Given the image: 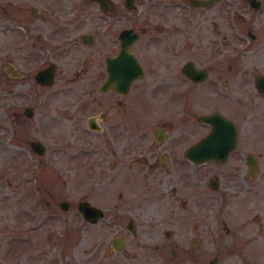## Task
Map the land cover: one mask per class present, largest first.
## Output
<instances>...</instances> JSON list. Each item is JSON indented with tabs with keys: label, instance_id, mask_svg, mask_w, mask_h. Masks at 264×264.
<instances>
[{
	"label": "flooded vegetation",
	"instance_id": "af4514ba",
	"mask_svg": "<svg viewBox=\"0 0 264 264\" xmlns=\"http://www.w3.org/2000/svg\"><path fill=\"white\" fill-rule=\"evenodd\" d=\"M240 1L247 7L249 13L259 11L262 5L261 0H258L259 7L253 9L244 1ZM108 2L112 6L110 10L99 7L93 2L104 13L103 17H98L100 21H97L101 24L99 27L107 21L104 29H107L105 27L110 24V21L118 20L117 16H121V13L110 16L116 8L112 0ZM129 2L131 7L127 8L122 0V6L126 9L124 10L126 12L138 11L134 1ZM187 2L191 7H196L189 0ZM219 2L220 0H214L209 5L197 7L210 9ZM20 5L6 9L3 4H0L2 18L0 23H6L5 26L0 25V28L4 30L3 36H0L2 38L0 39V47H2L0 59L3 60L0 62V122L1 118L3 122L8 120L13 129V140L28 145V141L38 140L26 136L25 126L34 116L42 89L53 85L54 80L60 74L56 57L62 48L58 46V32L62 33L59 30L60 25L54 24V22L57 23V19L52 24H48V28L45 29L42 25L29 23L22 14ZM40 16L48 19V16ZM238 18L245 22L249 21V18L244 15ZM135 21H139V17H136ZM171 28L175 26L164 24L162 27L153 26L151 29L147 23H143L140 27L119 28L114 33L113 39H109V43L114 42L115 45V50L111 54L100 53L102 45L101 40H98L97 31L82 32L78 34L77 40L85 48L84 54L78 58L69 57L72 62L69 74L61 78L62 84L58 90L60 94L78 90L79 94L99 93L104 96L122 97L126 96L137 84V90L148 96L150 100H147V108L142 107V109L139 104H125L119 100L114 103H103L95 110L96 113L85 118L87 129L103 134L100 141L107 150L100 151L99 147L97 151L89 150L82 161L85 162L93 178H96L98 173L100 178L108 179L105 185L97 189L92 183L93 190L106 191L102 197H98L100 200L101 198L111 199L113 195L119 197L115 210L107 213V222L123 225L121 230L117 228L113 231L115 233L107 241L104 253L125 252L128 237H135L136 240L138 237H148L150 236L148 232H151L149 228H152V232L159 236V232L155 231L156 228L147 227L148 224H168L174 217V209L175 212L178 210L182 222L189 223L186 213L202 210L203 204L198 200L202 199L203 193L197 192L203 187L208 191L205 195L208 199L206 203L211 207L210 219L213 223V227L210 228L213 254L207 264H226L225 255L231 254L232 257L239 255L238 252L235 255L232 254L234 242L240 243L243 239L247 240L249 245H243L241 254H245L244 251L246 253L250 251L251 254L258 251L259 254H264V241L256 238L258 231L264 234V226L259 225L256 232L251 231L243 237L245 230L252 229L245 223L247 218L244 217L247 209L253 206L251 205L253 201L251 202L249 196L255 194L259 198L261 189H263L260 183L264 185V180L258 177L261 168H259L258 156L253 151L254 147H259L264 143V41L257 40V34L252 32L251 27L248 26L245 34H238L237 31L230 29L228 40L223 42V49L218 41L213 39L214 36H211L212 41H207L206 45L194 46L196 55L186 57L182 61L174 55H144L148 52L145 48L154 45L159 47L163 41L175 44L177 40H182L183 50H187L188 46L183 41V28L178 32ZM124 30H130L128 34L134 35L128 51L136 60L141 73L131 80L124 92H121L116 88L114 81H108L107 59L122 60L116 55L120 50L123 38L121 33ZM63 47L64 55L70 52L69 47L74 49L73 45ZM224 49L226 55L223 53ZM205 51L206 55H200ZM77 60L79 63L74 64ZM113 65L112 63L111 66ZM49 66L52 68V80L49 85H44L36 79V76ZM183 69L186 72H183ZM91 70L94 74L93 79L86 75ZM182 95L185 96L182 101L183 105L178 101ZM198 95L205 96L204 99L199 98L200 103L212 104L213 107L198 115L189 113L191 118H188L191 122L186 125H192L193 128L182 126V134L187 135L195 131L194 134L185 135V138L182 137L183 135L178 139L173 137V141L166 142L169 138L166 127L171 126V117L175 119L179 117L170 114L171 107L175 108L176 105H171L168 97H177V102L184 107L185 111V108H188L187 103L191 105L194 97ZM76 108L77 106L71 108L73 118L82 116L80 110ZM221 109H228L229 114L226 115ZM212 113L220 114L232 125L235 133L234 144L224 160L212 158L200 163L193 162L186 156V150L210 131V126L205 122H199L197 117ZM179 119L183 123L182 114ZM148 122L152 124L150 142L146 141L144 135L131 134L134 127L147 125ZM244 127L251 129L244 130ZM28 147L37 154L29 145ZM43 152L37 155H42ZM127 175L135 180L133 184H129L127 178L126 180L118 178L127 177ZM256 179L259 181L257 184L254 182ZM168 180L171 181L168 183ZM151 181H154L155 185H152ZM41 183L42 181L39 186L43 189ZM129 185L135 186L130 194L125 190ZM139 185L140 189H137ZM188 186L192 188L191 196L197 200V204L192 205L191 210L187 209L188 200L186 201L182 194L186 192L185 187ZM38 187L37 189L40 190ZM46 193L49 197L46 201L53 202L55 195L52 189L46 188ZM61 201L66 200H60L57 203L58 206ZM261 201L264 202L262 199ZM80 202H86L100 210L101 215L94 223L83 218L78 210ZM66 203L68 208V202ZM75 207L84 224L93 225L106 219L105 208L96 202L78 200ZM252 219L258 220V214L254 213ZM137 226L138 229L139 227L144 228L147 236L139 232ZM162 233V238H172L173 233L169 229ZM180 238L182 239V234ZM145 244L150 249L158 248L157 244ZM179 254L182 255V248H179L178 243V249H170L169 255L175 259Z\"/></svg>",
	"mask_w": 264,
	"mask_h": 264
},
{
	"label": "rangeland",
	"instance_id": "374dc122",
	"mask_svg": "<svg viewBox=\"0 0 264 264\" xmlns=\"http://www.w3.org/2000/svg\"><path fill=\"white\" fill-rule=\"evenodd\" d=\"M133 1L138 11L129 10L126 12L122 6V0H112L116 10L113 14L110 13V16H114V14L116 16L119 13L121 16H117L118 20L110 21V24L105 27L107 29H104L107 21L105 24L101 22L102 27H99L101 24L97 23L100 21L98 17H103L104 13L91 0H0V4H3L6 9L21 4L22 14L27 21L33 25H42L44 29L57 19V23L54 22V24L60 25L59 30L62 33L58 32V46L62 48L56 57L60 74L54 80L53 85L42 89L38 107L32 119L27 122L24 131L27 137L40 141L44 147L43 154L37 155L29 149L28 145L14 141L10 122L6 119H4L6 122H3V118H1L0 264H106L107 262H111L110 264H207L208 259L212 256L213 246L210 230L213 227L210 219L212 214L211 207L206 203L208 199L205 195L208 194V191L203 187L197 192L203 193L202 199L198 200L203 204L202 210H194L193 213L187 212L186 217L189 223L182 222L178 210L175 212L174 209V217L170 222L166 221L169 222L166 223L167 225L164 223L161 225L148 224L147 227L156 228L155 231L159 232L160 237L152 232V228H149L151 232H148L150 233L148 237H138V240L135 237H128L125 252L104 253L107 241L115 233L113 231L117 228L121 230L123 225L107 222V213L115 210L119 197L113 195L111 199L103 200L104 198H101L102 200H100L98 197H102L106 191L93 190L92 183L96 185L97 189L105 185L108 179L100 178L98 173L96 178H93L85 166V162L82 161L89 150L97 151L98 147L100 151L107 150L100 141L103 134L87 129L85 118L96 113L95 110L100 104L114 103L116 100L125 104H139L140 109L147 108L149 97L137 90V84L126 96L122 97L104 96L99 93L79 94L78 90L60 94L58 90L62 84L61 78L69 74L70 64H72L69 57L78 58L84 54L85 48L77 40L78 34L82 32L97 31L98 40H101L103 46L100 47V53L111 54L115 50V45L114 42L109 43V39H113L114 33L119 28L140 27L143 23H147L151 29L153 26L162 27L164 24L174 25L175 28H171V30L176 29L178 32L183 28L184 44L188 47L191 45L192 48L187 47V50H183L182 40H177L175 44L163 41L159 47L154 45L145 48L148 52L144 55H174L182 61L186 57L196 55L194 46L206 45L207 41H212L211 36H214L213 39H216L223 49V42L228 40L230 29L237 31L238 34H245L246 28L250 26L251 31L257 34V40L264 41V0H261L262 5L259 11L250 13L240 0H220L210 9L191 7L187 0ZM40 15L48 16V19L41 18ZM57 15H59L58 18ZM242 15L248 17L249 21L245 22L238 18ZM136 17H139V21H135ZM210 22L211 24H209ZM0 25L5 26L6 23H0ZM3 34L4 30L0 28V36ZM0 39L2 38L0 37ZM66 45L68 47L73 45L74 49L69 47L70 52L64 55L62 50ZM1 48L0 50H2ZM225 52L224 49L223 53L226 55ZM206 54L205 51L200 55ZM78 60L74 61V64L79 63ZM2 61L0 59V62ZM86 75L93 79V70ZM72 87L76 88L73 85ZM168 98L171 105H176L175 108L171 107L170 114L177 117L182 114L183 123L179 117L176 119L171 117V126L166 127L169 137L166 142L173 141V137L178 139L182 135L185 138L187 135L194 134L195 131L189 132L187 135L182 134V126L191 122L188 118L190 117L189 113L198 115L213 107L212 104L198 101L199 98H205L202 95L195 96L191 105L187 103L188 108L186 107L185 111L182 106L184 95L182 98L180 96L178 100L182 105L177 102V97L170 96ZM75 106L80 110L82 116L71 117V108ZM221 110L226 115L229 114L228 109ZM146 124L134 127L131 134L144 135L146 141L150 142L152 140V124L149 122ZM186 126L193 128L192 125ZM250 129L244 127V130ZM253 151L258 156L259 168H261L258 177L264 180V143L259 147H254ZM118 178H123V180L127 178L129 184H133L135 181L129 175ZM39 179L42 181L43 189L39 186ZM257 180L254 181L256 184L259 182ZM170 181L168 180V183ZM151 184L155 185V182L151 181ZM260 185L263 187L261 195L259 194L260 197L258 198L255 194L249 196L251 202L253 201L251 203L253 206L249 207V210L247 209L244 217L247 218L245 223L252 229L245 230L243 237H246L251 231L256 232L259 225L264 226V202L261 201V199L264 200V185L263 183ZM38 186L40 190L37 189ZM134 187V185H129L125 190L130 194ZM46 188L52 189L53 195H55V198L52 199L53 202L46 201L49 199ZM185 188L186 192L182 194L184 199L188 200L187 209L191 210L193 209L191 206H195L197 200L191 196L192 188L190 186ZM137 189H140V185ZM110 192L112 193V190ZM199 194L197 195L199 196ZM62 199L68 202L66 211L61 210L57 204ZM78 200H90L104 207L106 219L93 225L84 224L75 207ZM206 210L208 211L204 215ZM254 213L258 214V220L252 219ZM173 215L169 214V216ZM166 229L173 233L171 239L162 238V232ZM137 230L147 236L144 228L139 227L138 229L137 226ZM180 234H182V239ZM256 238L264 241V234L258 231ZM145 243L157 244L158 248L150 249ZM178 243L179 248H182V255L179 254L177 258L173 259L170 257L169 251L172 248L178 249ZM234 243L237 247L234 246L232 254L235 255L238 252L239 255L233 257L231 254L225 255L226 264H264L262 250V254H259L258 251L255 254H251L250 251L247 253L244 251L245 254H241L243 245H249V242L243 239L240 243L237 241Z\"/></svg>",
	"mask_w": 264,
	"mask_h": 264
},
{
	"label": "water",
	"instance_id": "95a60500",
	"mask_svg": "<svg viewBox=\"0 0 264 264\" xmlns=\"http://www.w3.org/2000/svg\"><path fill=\"white\" fill-rule=\"evenodd\" d=\"M99 7L110 10L112 6L109 4L108 0H92ZM130 0H124V6L127 8L131 7ZM214 0H189L192 5H209ZM253 9L259 7L258 0H242ZM130 30H124L122 35V42L120 45V50L116 57L122 58V60L107 59L108 67V81H114L116 83V88L124 92L131 80L140 75L141 71L134 59L133 55L128 51V47L133 40V36ZM85 38V36H82ZM114 64L111 66V64ZM111 69L109 71V68ZM51 66L41 70L36 79L44 85H49L52 80V70ZM183 72H186L184 69ZM187 74V73H186ZM190 73L188 74V76ZM28 114L30 111H27ZM199 122H205L210 126V131L205 137L200 141L190 146L186 150V156L193 162L200 163L203 161L210 160L212 158H219L224 160L229 150L234 144V129L232 125L223 116L218 113H212L207 115H200L197 117ZM30 148L37 154H41L44 151V147L38 141H28ZM59 206L62 210H66V201H61ZM78 210L82 214L83 218L90 223H94L100 217V210L89 205L86 202L78 203Z\"/></svg>",
	"mask_w": 264,
	"mask_h": 264
}]
</instances>
